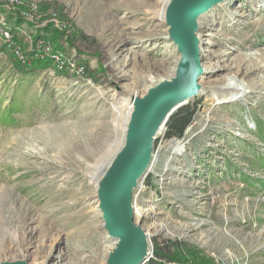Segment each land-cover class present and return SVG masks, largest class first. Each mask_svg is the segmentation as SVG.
<instances>
[{
  "label": "rangeland",
  "instance_id": "1",
  "mask_svg": "<svg viewBox=\"0 0 264 264\" xmlns=\"http://www.w3.org/2000/svg\"><path fill=\"white\" fill-rule=\"evenodd\" d=\"M23 1L34 19L0 4V21L28 29L16 35L26 62L0 38V263L106 264L113 244L91 175L109 165L122 96L171 80L181 54L156 16L163 0ZM213 7L201 20V90L185 104L198 112L182 139L156 135L157 167L134 192L151 212L135 219L150 244L144 264H264V0ZM44 38L74 65L43 60ZM178 246L187 261L155 255Z\"/></svg>",
  "mask_w": 264,
  "mask_h": 264
},
{
  "label": "water",
  "instance_id": "2",
  "mask_svg": "<svg viewBox=\"0 0 264 264\" xmlns=\"http://www.w3.org/2000/svg\"><path fill=\"white\" fill-rule=\"evenodd\" d=\"M224 0H171L167 6L168 36L181 59L175 77L133 99L123 146L98 181L97 201L108 238L115 248L106 264H144L150 256L148 235L135 221L134 192L153 158L158 131L201 89L197 19ZM0 264H28L24 261Z\"/></svg>",
  "mask_w": 264,
  "mask_h": 264
},
{
  "label": "bare ground",
  "instance_id": "3",
  "mask_svg": "<svg viewBox=\"0 0 264 264\" xmlns=\"http://www.w3.org/2000/svg\"><path fill=\"white\" fill-rule=\"evenodd\" d=\"M171 0H163V3H162V10L156 15L159 20L161 22H165V19H166V11H167V6L168 4L170 3ZM224 2V1H223ZM222 3V2H221ZM220 5V3H218ZM216 4V5H218ZM216 10V7H213L211 9H209L208 12L202 14L199 16V18L197 19V22H198V30L196 31V37L198 38V40L200 41L201 40V36H200V30H202V22L201 20H203L205 17L209 16L210 13H212L213 11ZM199 44V43H198ZM200 54H203L202 52ZM174 73L175 71L173 72V74L171 75V78L174 76ZM163 80H159V81H153V84L150 85L149 87V90L154 88L156 85L160 84ZM225 90L224 91H228L227 94L230 95L231 97H233L234 95H237L239 93H241L242 91V88H240L238 85H235V84H232V83H227L224 87H223ZM148 90V91H149ZM201 90V89H200ZM199 90V92H200ZM128 91V90H127ZM198 92V93H199ZM198 93L196 96H194L193 98H189L187 101V104L198 97ZM225 94V93H224ZM136 96V95H135ZM133 95H131L130 93H127L125 95L122 96L121 100L119 101L118 103V106L115 108V113H116V119L114 120V127H115V131L118 138H117V141L112 142L111 146L108 148V156H110L109 160L110 162L112 161L113 157H114V154L123 146L124 144V138H125V134H126V129H127V124L131 118V114H132V110H133V99L134 97ZM184 106V105H183ZM182 108V107H181ZM166 125H164L159 131L157 134L165 131L166 129ZM175 144V143H174ZM173 143L170 144V146L172 145L173 148H176V145H174ZM178 152L181 151V149H178L177 150ZM107 156V157H108ZM109 162V164H110ZM156 162L157 160H155V156H153L151 162H150V165L149 167L147 168V171L145 172V174L142 176V178H145L153 169L155 170L157 165H156ZM99 166H96V168L94 169L93 171V174L91 175V180H90V183L92 184V186L96 189V191L98 190V181L100 179V177L102 175L99 174ZM104 172V171H103ZM103 174V173H102ZM142 178L139 180L138 182V185L140 183V181L142 180ZM139 187V186H138ZM134 213L136 214L137 218H145L147 216H149L151 214L150 210H146V209H142V208H139L138 206V203H137V200L135 199L134 200ZM14 234V233H13ZM14 238V237H13ZM111 240V239H110ZM112 241V240H111ZM19 242V241H18ZM29 242V241H28ZM112 244H113V241H112ZM23 246V242H20L16 247H17V250L19 251H22V247ZM25 247V245H24ZM28 247H30L28 245ZM115 248V244L112 245V247H110V250L114 249ZM1 249V248H0ZM17 251V252H18ZM21 253L24 254V252L22 251ZM22 260H25L26 258V255H23L21 256ZM13 259V258H12ZM42 264H45V263H42Z\"/></svg>",
  "mask_w": 264,
  "mask_h": 264
},
{
  "label": "built area",
  "instance_id": "4",
  "mask_svg": "<svg viewBox=\"0 0 264 264\" xmlns=\"http://www.w3.org/2000/svg\"><path fill=\"white\" fill-rule=\"evenodd\" d=\"M6 4L9 10H16L18 13L21 14V18L24 20H32L35 16H37V7L34 5H31L28 7V9H25V2L23 0H0V4ZM51 21L54 22L55 26L57 27L58 31L64 33L69 32V27L67 23L60 22L58 20V15L56 13L50 14ZM26 24H22V26H17L15 23L9 22L7 19H2L0 21V38L3 40L4 43H7V47L9 50L12 51L13 55L22 62H26L28 57L25 54V49H23V46L18 44L19 42L16 41V35L19 33H24V35L27 34L28 29L25 27ZM51 39L44 38L37 41L36 48L38 49L41 54L40 57H42L43 60H46L47 58L49 60L53 59L55 60L56 68L58 70L65 69L68 65H74L75 61L68 60V56H66V53L62 50H57L55 48V45L50 42ZM33 46L30 47V52L32 51ZM37 56V54H36ZM75 67V66H73ZM84 70L82 68L77 70V73L80 74Z\"/></svg>",
  "mask_w": 264,
  "mask_h": 264
},
{
  "label": "trees",
  "instance_id": "5",
  "mask_svg": "<svg viewBox=\"0 0 264 264\" xmlns=\"http://www.w3.org/2000/svg\"><path fill=\"white\" fill-rule=\"evenodd\" d=\"M197 108H198L197 106L191 107L189 105H184L169 118V121L166 124L167 126L166 138L168 140H170L171 138H176V139L183 138L186 130L191 126L193 119L198 112ZM157 250L158 249L156 248L155 255L157 257L159 256L165 257L166 262L168 263H173L175 261L184 262L187 261V259L189 258L186 254L187 250L182 246L181 247L178 246L170 255L169 254L163 255L161 252ZM149 264H157V263L155 262V260L151 259Z\"/></svg>",
  "mask_w": 264,
  "mask_h": 264
}]
</instances>
